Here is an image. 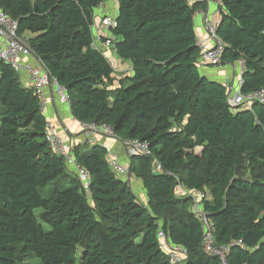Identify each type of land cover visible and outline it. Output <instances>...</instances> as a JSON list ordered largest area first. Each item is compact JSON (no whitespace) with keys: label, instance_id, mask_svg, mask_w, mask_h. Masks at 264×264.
I'll use <instances>...</instances> for the list:
<instances>
[{"label":"trees","instance_id":"trees-1","mask_svg":"<svg viewBox=\"0 0 264 264\" xmlns=\"http://www.w3.org/2000/svg\"><path fill=\"white\" fill-rule=\"evenodd\" d=\"M115 1L117 57L131 75L114 86L92 48L93 11ZM222 65L243 61L242 94L264 89V0H216ZM187 0H0L18 36L69 96L80 124H106L148 145L129 159L147 202L108 167L102 146L73 148L87 188L49 148L30 87L0 62V264H170L158 233L186 250L183 264H220L202 251L192 201L202 196L226 264H264V105L230 107L226 86L203 76ZM25 35H30L26 37ZM164 173L152 172L153 160ZM167 173V174H166Z\"/></svg>","mask_w":264,"mask_h":264},{"label":"built area","instance_id":"built-area-1","mask_svg":"<svg viewBox=\"0 0 264 264\" xmlns=\"http://www.w3.org/2000/svg\"><path fill=\"white\" fill-rule=\"evenodd\" d=\"M187 2L188 4H218L216 0H187ZM113 14L111 11L105 13L98 23L94 22L91 26L93 38L92 48L100 53L110 63L111 67L109 53L110 51L115 53V38L112 29L116 26V16ZM195 15L200 17L202 27L205 31L204 38L197 35L195 42L200 51L199 62L202 65L214 66L218 69L228 68L229 64L222 65L221 63L224 44L216 36L217 22L211 18L208 12H204L203 10H199ZM17 30L16 22L0 10V62L8 65L22 79L28 80L30 88L40 103L41 112H45L46 93L50 90L54 92L59 104L69 107L70 99L66 90L58 84L56 79L50 76L45 65L32 53L26 40L18 36ZM97 40L102 41L103 47L98 45ZM237 65L239 75L234 78L232 88L228 91V105L230 107H241L249 110L254 103L264 105V89H259L248 94H242L240 92V86L242 84L241 74L244 70V63L240 60L237 62ZM112 70L113 72L115 71L113 67ZM79 125L85 140L84 142L89 146L99 145L97 138L100 136L104 139L114 140L120 143L128 160L132 156L137 155L152 158L151 150L147 144L138 140L120 141L117 139L113 130L106 124L79 123ZM45 135L50 150L55 155L64 158L66 166L76 175V178L83 187L87 188L89 184L87 172L75 160L73 147L69 148L64 143L62 137L50 121H47L45 125ZM100 146L105 150L108 167L111 172L118 178L129 182L131 176L128 167L120 162L112 146L108 143L100 144ZM152 172L156 174L164 173L161 165L155 159L152 164ZM176 193L178 197H188L192 201V212L202 227V251L218 258L220 264H226L229 247L215 244L213 225L201 209L200 203L202 196L196 191L185 189L179 185L177 186ZM157 236L160 248L166 250L168 253L169 263L183 264L186 258V250L180 246L169 244L162 232H159Z\"/></svg>","mask_w":264,"mask_h":264},{"label":"crops","instance_id":"crops-1","mask_svg":"<svg viewBox=\"0 0 264 264\" xmlns=\"http://www.w3.org/2000/svg\"><path fill=\"white\" fill-rule=\"evenodd\" d=\"M108 3L103 4L102 6H100L99 8L93 11L95 23H98L100 18L103 17V15H105V13H108L109 11H111V13H114L115 16L117 15V7L115 1H110ZM203 11L208 12L211 18L215 22L217 23L219 22L220 14H219L218 4H206V7ZM194 26L197 30L198 36L204 38L205 31L204 28L202 27L201 19L197 15H195L194 17ZM25 36L27 38L30 37V35H25ZM97 42L99 46L103 47L101 40L99 41L97 40ZM109 54H110L111 65L115 69V71L113 72V76L115 79L113 87H115L117 86V81L119 79L131 75V66L128 62L120 60L117 57L116 53H114L113 51ZM205 66L207 65H203L200 68V73L203 76L226 86L228 91L231 90L234 78L238 77L239 75V68L237 63L229 64L228 68L226 69H215ZM22 84L26 87H30L28 80L22 79ZM44 116L48 121H50L53 124L58 134L62 137L64 143L69 148L71 147L74 148L75 146L81 144L84 145V141H83L84 137L80 131L79 123L73 119L69 107L61 105L57 102L55 94L52 90L46 93V105H45ZM97 142L99 145L103 143H108L109 145H111L114 151L117 153V157L119 158L120 162L128 167L129 160L127 159L125 152L120 143L114 140L104 139L103 137L100 136L97 138ZM86 145L89 146L87 143ZM129 185L132 192L138 197V199L141 202L146 203L147 202L146 194L141 186L140 180L130 177Z\"/></svg>","mask_w":264,"mask_h":264},{"label":"rangeland","instance_id":"rangeland-1","mask_svg":"<svg viewBox=\"0 0 264 264\" xmlns=\"http://www.w3.org/2000/svg\"><path fill=\"white\" fill-rule=\"evenodd\" d=\"M108 4H111V3H108ZM113 9H114V8H113ZM113 15H114V14H113ZM110 53H111V51H110ZM205 67H210V68L218 69L217 67H214V66H205ZM83 141H85V140L83 139ZM84 144H86V143L84 142ZM81 145H83V144H81ZM133 188H134V187H133ZM28 262H30V263H32V264H39V262H38L36 259H34V258L29 259Z\"/></svg>","mask_w":264,"mask_h":264},{"label":"water","instance_id":"water-1","mask_svg":"<svg viewBox=\"0 0 264 264\" xmlns=\"http://www.w3.org/2000/svg\"><path fill=\"white\" fill-rule=\"evenodd\" d=\"M228 94H229V92H228Z\"/></svg>","mask_w":264,"mask_h":264}]
</instances>
